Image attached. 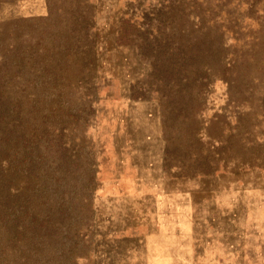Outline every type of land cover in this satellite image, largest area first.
Wrapping results in <instances>:
<instances>
[{"label": "rangeland", "instance_id": "obj_1", "mask_svg": "<svg viewBox=\"0 0 264 264\" xmlns=\"http://www.w3.org/2000/svg\"><path fill=\"white\" fill-rule=\"evenodd\" d=\"M143 37L193 44L190 96ZM0 111V264H264V0H0Z\"/></svg>", "mask_w": 264, "mask_h": 264}, {"label": "trees", "instance_id": "obj_2", "mask_svg": "<svg viewBox=\"0 0 264 264\" xmlns=\"http://www.w3.org/2000/svg\"><path fill=\"white\" fill-rule=\"evenodd\" d=\"M129 24V22H128ZM136 28L133 24L120 26L115 37L116 44H130L135 40ZM142 48L147 53H150L155 46H158L156 55H150V63L152 66L153 73L160 77L164 83H173L172 85L176 87V94L183 96H190L191 92L194 90V86L201 78L199 71L194 66L196 56L194 55L192 48L190 51L182 49L179 45H174V47L168 48V42L162 43V40H158L156 45L151 43V40H146L147 37H143ZM202 79V78H201ZM208 80L206 81V83ZM176 114V113H175ZM25 137V131L19 126L10 122L4 115V112L0 111V218H7L15 215V211L19 208L20 203L25 198L24 191L18 192L16 196L10 197L9 185L11 184L13 167L14 165L11 159L7 160V156L10 155L14 158V152H12L15 147V142L18 140H23ZM42 144V143H41ZM34 150L41 151V147L38 144H34ZM29 156V155H28ZM17 157V156H16ZM21 165L24 166L25 162H28V167L31 172H35L37 168V163L28 157L27 161L24 157H21ZM27 158V157H26ZM20 159V158H19ZM12 162V163H11ZM20 163L19 160L16 161ZM65 165L67 167L75 168V162L68 160L67 155L64 157ZM13 164V167L11 165ZM62 164H59L60 167ZM9 170V172H7ZM64 171L61 168V172ZM9 209V211L7 210Z\"/></svg>", "mask_w": 264, "mask_h": 264}, {"label": "bare ground", "instance_id": "obj_3", "mask_svg": "<svg viewBox=\"0 0 264 264\" xmlns=\"http://www.w3.org/2000/svg\"><path fill=\"white\" fill-rule=\"evenodd\" d=\"M33 8H35V7H33ZM29 9V8H28ZM36 9V8H35Z\"/></svg>", "mask_w": 264, "mask_h": 264}]
</instances>
